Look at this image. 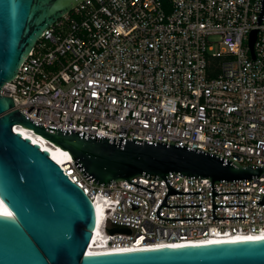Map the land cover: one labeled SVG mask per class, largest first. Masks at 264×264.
Wrapping results in <instances>:
<instances>
[{
  "label": "built area",
  "instance_id": "built-area-1",
  "mask_svg": "<svg viewBox=\"0 0 264 264\" xmlns=\"http://www.w3.org/2000/svg\"><path fill=\"white\" fill-rule=\"evenodd\" d=\"M260 0H80L48 25L0 93L32 121L108 137L198 146L264 165V13ZM255 30L251 51L249 34ZM61 168L90 200L93 245L199 240L264 232V173L213 181L177 172L87 180L70 153ZM65 157V156H64ZM124 226L128 232L110 231ZM89 238V239H90ZM89 242V241H88ZM104 247L101 246H96ZM86 250V247H85Z\"/></svg>",
  "mask_w": 264,
  "mask_h": 264
},
{
  "label": "water",
  "instance_id": "water-1",
  "mask_svg": "<svg viewBox=\"0 0 264 264\" xmlns=\"http://www.w3.org/2000/svg\"><path fill=\"white\" fill-rule=\"evenodd\" d=\"M80 0H0V87L10 80L20 61L41 32ZM264 13V0L256 24ZM255 30L249 34L251 51ZM66 149L77 170L89 181L108 183L144 175L162 177L167 190L158 207L167 204V193H198L173 188L165 178L170 172L188 178H209L211 218H236L213 213L216 193L247 191L212 190L213 181L249 179L264 173V165L241 164L198 146L128 136L108 137L86 131L38 123L13 106L0 93V264H264V238L165 245L137 249L87 252L94 224L87 195L50 158L31 143L22 126ZM256 203H264V191ZM200 217H168L192 219ZM110 231L128 232L124 226Z\"/></svg>",
  "mask_w": 264,
  "mask_h": 264
},
{
  "label": "bare ground",
  "instance_id": "bare-ground-1",
  "mask_svg": "<svg viewBox=\"0 0 264 264\" xmlns=\"http://www.w3.org/2000/svg\"><path fill=\"white\" fill-rule=\"evenodd\" d=\"M22 126V125H21ZM22 128L28 133L29 140L31 143H36L39 148L47 150L51 159H53L61 168H66L67 163L65 160H69V155L66 149H62L59 145H54L45 139L41 134L34 132L32 129L22 126ZM65 156V157H64ZM0 209L6 211V207L3 202L0 200ZM2 211V210H0ZM253 238H264V232L258 233H241L234 232L228 233L220 236H210L207 238L199 239V240H189V241H180L177 243L165 242V241H157L155 243H143L139 240L132 242V244H120L119 246H105V244H97L96 246L103 245L104 247L97 248L93 245L94 237L89 239L88 244L86 245L87 252H99V251H112V250H125V249H137L143 247H154V246H165V245H183V244H197V243H206L213 241H232L239 239H253Z\"/></svg>",
  "mask_w": 264,
  "mask_h": 264
},
{
  "label": "clouds",
  "instance_id": "clouds-1",
  "mask_svg": "<svg viewBox=\"0 0 264 264\" xmlns=\"http://www.w3.org/2000/svg\"><path fill=\"white\" fill-rule=\"evenodd\" d=\"M0 210H2V211H3V209H0Z\"/></svg>",
  "mask_w": 264,
  "mask_h": 264
}]
</instances>
